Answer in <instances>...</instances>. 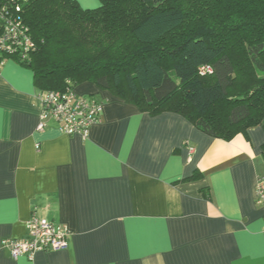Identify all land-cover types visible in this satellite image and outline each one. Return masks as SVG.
<instances>
[{"label":"crops","instance_id":"0c3cea01","mask_svg":"<svg viewBox=\"0 0 264 264\" xmlns=\"http://www.w3.org/2000/svg\"><path fill=\"white\" fill-rule=\"evenodd\" d=\"M77 89L104 103L88 137L53 118L40 131L34 71L0 65V248L29 238L34 212L70 231L67 250L3 249L0 264H264V120L227 141L93 82Z\"/></svg>","mask_w":264,"mask_h":264},{"label":"trees","instance_id":"16d2710c","mask_svg":"<svg viewBox=\"0 0 264 264\" xmlns=\"http://www.w3.org/2000/svg\"><path fill=\"white\" fill-rule=\"evenodd\" d=\"M22 1L0 3L19 4L36 49L25 60L5 54H0V60L14 58L31 68L42 91L72 88L77 92L80 84L93 82L151 114L163 110L181 113L206 134L227 141L263 123L261 36L245 47L255 75L254 85L244 94L241 90L249 85L236 83L237 67L227 36H215L203 26L190 25L193 14L177 1L100 0V6L92 9L83 8L77 0H27L26 6ZM217 2H232L236 10L241 2L246 7L238 10L242 12L261 5L256 24L263 26L264 0ZM65 30L82 35L86 51L74 57H52L53 45L60 54L67 49L58 40ZM206 66L212 71L201 73ZM235 84L240 93L231 94Z\"/></svg>","mask_w":264,"mask_h":264},{"label":"built area","instance_id":"2783aa9c","mask_svg":"<svg viewBox=\"0 0 264 264\" xmlns=\"http://www.w3.org/2000/svg\"><path fill=\"white\" fill-rule=\"evenodd\" d=\"M36 49L29 27L24 23L19 4L0 3V54L25 60ZM5 60H0V65ZM201 73L211 72L202 67ZM42 113L38 130L43 131L46 121L55 119L68 135L87 138L93 125L101 121L104 103L95 96L83 95L72 88L65 91H48L38 95ZM256 201L264 207V177L259 178ZM29 238L4 239L0 254L7 249L13 259L27 256L33 260L39 251H63L69 248L70 231L65 225L44 218L34 212L28 222Z\"/></svg>","mask_w":264,"mask_h":264},{"label":"rangeland","instance_id":"374dc122","mask_svg":"<svg viewBox=\"0 0 264 264\" xmlns=\"http://www.w3.org/2000/svg\"><path fill=\"white\" fill-rule=\"evenodd\" d=\"M174 1L179 2L181 7L187 9L188 11H190V13L193 14L190 25L194 24L200 27L203 26L204 29H207V32L215 36L221 34L227 36L226 44L231 57L236 62L237 67L238 79L236 83L249 85V87H247L245 90H241V88L238 87V84L237 86L235 84L231 94H238L240 93V90L244 94L250 91V87L254 85L255 73L252 71V67L247 61L245 47L250 40H254L259 36H261V38L259 39L264 40V22H262L263 26L261 28L256 24L261 5H258V8L257 5H253L252 9L249 8L245 12H242L238 10L245 9L246 7H243V4H241V2L237 5L236 10L232 5V2L219 4L217 0ZM22 3L26 6L29 2H27V0H24L22 1ZM263 10H261V12H263ZM249 23L254 24L256 27H249ZM82 38L84 37H82V35L80 34H77L76 32L65 30L63 33V37L59 36L58 40L63 41L67 49L63 54H60L62 52H58V47L53 45L52 57L62 58L66 54L67 56L74 57L79 55L83 51H86L87 43H82ZM133 44L136 47H140L136 42H133ZM224 107L225 106L222 105L221 109H223Z\"/></svg>","mask_w":264,"mask_h":264}]
</instances>
